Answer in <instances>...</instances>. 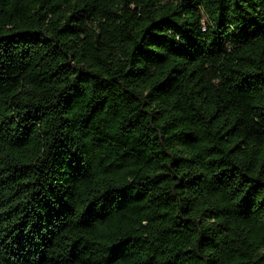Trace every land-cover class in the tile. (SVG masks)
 <instances>
[{"label": "trees", "instance_id": "trees-1", "mask_svg": "<svg viewBox=\"0 0 264 264\" xmlns=\"http://www.w3.org/2000/svg\"><path fill=\"white\" fill-rule=\"evenodd\" d=\"M0 264H264V0H0Z\"/></svg>", "mask_w": 264, "mask_h": 264}]
</instances>
